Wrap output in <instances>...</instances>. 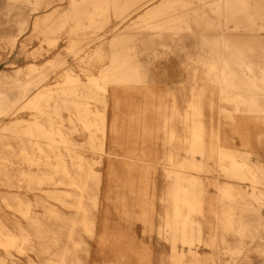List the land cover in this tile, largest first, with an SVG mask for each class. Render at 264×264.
Here are the masks:
<instances>
[{
	"label": "bare ground",
	"instance_id": "1",
	"mask_svg": "<svg viewBox=\"0 0 264 264\" xmlns=\"http://www.w3.org/2000/svg\"><path fill=\"white\" fill-rule=\"evenodd\" d=\"M150 1L70 0L68 8L35 18L33 29L49 42L64 31L71 36L68 50L74 54L85 79L67 67L56 86L39 89L37 86L48 75V68L40 69L31 63L27 77L20 76L21 69L0 71V182L8 186H20L23 182L30 189H42L46 183L68 185L69 193L51 197L74 210L66 215L42 205L44 212L40 215L26 197L14 196L15 205L9 202L12 197H4L26 219V224L12 222L0 213V253L11 255L13 250L23 253L34 247L39 255H47L51 264H83L77 251L78 235L80 231L93 233L96 220L91 211L97 206L101 180L79 149L73 133L84 130L88 135L86 144L93 151H102L106 141L100 139L99 132L104 135L109 129L113 136L119 133L118 118L114 117L110 124L106 119L112 104L114 113L154 110L159 114L156 125L143 122L142 128L145 134L161 130L164 142L170 145L162 167L167 186L161 197L164 213L159 233L171 243V264L215 263L221 258L218 253L230 255V261L223 264H239L249 260L250 244L257 242L264 259V245L260 246L264 238L260 230L264 225L260 217L264 205V166L250 157L249 150L232 147L221 121H214V101L206 99L205 86H192L184 107L174 92H169L172 101H167L157 100V94L148 90L143 95L145 102L154 106L153 110L133 109V101L128 99L131 92L126 89L144 81L134 37L147 34L164 44L167 37L176 39L185 31L195 32V24L199 26L202 46L208 51L198 59L203 74L198 76L195 69L193 81L202 80L217 88L218 112L233 125L246 124L245 119L237 120L238 114L264 120V52H257L262 46L235 43L226 35L233 31L228 25L232 20L241 21L236 29L264 28L263 0H157L147 4ZM1 3L6 11L5 17L0 13V35L13 50L29 23L27 4L37 13L44 0H1ZM14 8L18 10L11 18L9 11ZM140 8L143 11L137 19L119 27ZM113 17L119 20L113 30L115 34L104 41L99 30ZM11 19L16 22V31L10 29ZM211 28H215L216 35L209 34ZM91 35L95 45L89 50L84 47L89 42H82ZM26 53L22 40L16 58ZM63 63L58 58L50 66ZM21 104L30 110V118L19 116ZM123 105L130 106L122 108ZM64 111L69 113L68 117ZM111 142L116 143L115 139ZM244 145L249 146V142ZM181 152L185 154L181 156ZM17 159L26 166H19L13 175L10 169ZM209 160L215 161V168L226 177L249 181L250 189L216 183L214 204L208 196L210 182L194 173L208 171ZM149 173L144 174L147 181L141 193L143 199L149 195ZM209 211L215 213V220L208 218ZM202 246L216 249V255H204ZM0 264L21 263L0 257Z\"/></svg>",
	"mask_w": 264,
	"mask_h": 264
},
{
	"label": "rangeland",
	"instance_id": "2",
	"mask_svg": "<svg viewBox=\"0 0 264 264\" xmlns=\"http://www.w3.org/2000/svg\"><path fill=\"white\" fill-rule=\"evenodd\" d=\"M145 1L141 0V2ZM156 1L152 0L147 4L151 5ZM47 3H49L48 6H46ZM69 4L70 0H44V4L37 13L32 12L31 6L27 4L29 23L25 33L19 38V43L22 40L26 43V56L21 55L16 58L19 43L12 50L9 45H5L0 35V42H2L0 71L14 72L16 69H21L20 76L27 77L26 71L31 63L40 69L48 68V75L37 86L40 87L39 89L56 86L61 81V74L67 67H72L74 73L78 72L85 79L86 76L76 65L74 54L68 50L71 36L67 32L55 35L54 41L49 42L33 29L35 18L44 17L55 10H64L68 8ZM2 6L0 0V13L5 17L6 8L3 6L1 9ZM17 10L10 9L11 18L15 17ZM142 11L141 8L134 11L129 17L130 20L120 24L119 27L124 28L126 24L137 19ZM201 20L203 21V19ZM118 21L113 17L111 22L99 30L104 41H108L114 36L113 30ZM239 22L241 21L232 20L228 23L231 26L230 29H233L231 33L226 34L230 40L235 43L260 44L262 48L257 49V52H264V28L259 27L253 31L236 29L235 26L239 25ZM203 25L201 23V26ZM9 26L10 29L16 31L15 20H12ZM194 28L195 32L185 31L180 38L167 37L163 40L164 44L157 43L147 34L134 37L133 43L136 46L137 59L143 67L144 81L126 87L131 92L128 98L133 101L131 106L136 110L141 108L153 110L154 106L146 103L143 95L150 90L157 94V100L167 101H172L169 92H174L180 106L184 107V101L189 97L192 86L204 85L206 99L214 101L212 113L214 121L216 123L221 121L225 127L224 135L230 140L232 147L249 150L250 157L264 166V120L254 117L247 118L246 115L238 114L237 120L245 119L246 124L239 126L234 123L235 125H233L231 121L224 119V114L218 112L217 88L202 80L199 83L193 81L195 69H197V75L202 76V65L199 64L198 59L208 51L202 46V41L199 38V26L194 24ZM214 29L211 28L210 35H216ZM92 37V35L88 36L82 42V44L89 42L84 45L89 50L95 45V42L91 41ZM58 58H61L64 63L60 66H50V63ZM34 80L36 79L34 78ZM23 105L19 106L18 114L20 117L28 119L31 117V112L27 108H22ZM98 106L102 107L100 104ZM129 106L123 105L122 108ZM228 107L230 108L229 105ZM112 108L111 104L106 113L107 123L110 124L114 117H117L119 133L113 136L109 129L104 135L99 132L100 139L104 138L106 141L102 151H93L86 144L88 135L84 130L79 129L73 133V138L79 144V149L91 161L94 172L99 175L101 180V188L97 194V206L96 208L92 207L91 211L96 220L93 233L79 232L78 254L83 264H171L173 252L171 243L165 239L163 234L159 233V230L162 229L164 213V202L161 197L167 186L162 167L166 164L165 156L170 145L164 142L165 136L161 130L153 129L151 133L145 134L142 128L143 122L156 125L159 114L154 110L145 113L139 111L114 113ZM64 115L68 117L69 113L64 111ZM139 116L146 117V119L130 118ZM113 139L116 141L115 144L111 142ZM246 141L249 142V146L244 145ZM184 154L181 152L180 155ZM196 156L201 158L200 154H196ZM206 163L209 164L208 171H194V173H200L202 178L210 182L208 196L214 204L217 202L216 183L234 184L243 187V189H250L249 181L226 177L215 168L216 163L213 160ZM19 166H26V164L17 159L13 168L10 169L13 175ZM147 171H150L148 174L149 195L143 199L141 193L146 186L147 176L144 174ZM70 190L71 187L61 183H46L42 185V189H30L23 182L20 186H8L0 182V213L12 222L20 221L25 225L26 219L8 205V201L4 200V197H12V199L9 198V202L15 205L16 201L13 197L21 196L31 200L34 210L40 215L44 212L42 205L70 215L74 212L71 207L51 197L56 194L64 195ZM207 216L210 220L216 219L213 211L207 212ZM260 217L264 221V205ZM260 228L264 237V225L262 224ZM263 245L264 238L260 240V246ZM201 251L204 255L208 253L216 255V249L209 246H202ZM247 253L249 260L240 261L239 264H264L258 242L251 243ZM217 255L221 258L210 264H223L230 261L229 254L218 253ZM0 257L5 258L6 261L13 259L21 264H51L47 260V255H39L34 247L27 248L23 253L13 250L11 255L2 252Z\"/></svg>",
	"mask_w": 264,
	"mask_h": 264
}]
</instances>
